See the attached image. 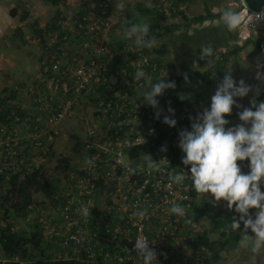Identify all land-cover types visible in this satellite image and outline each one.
<instances>
[{
  "label": "built area",
  "instance_id": "obj_1",
  "mask_svg": "<svg viewBox=\"0 0 264 264\" xmlns=\"http://www.w3.org/2000/svg\"><path fill=\"white\" fill-rule=\"evenodd\" d=\"M139 1L168 24L184 21L186 25L193 18L188 10L193 0ZM240 10L244 22L239 38L243 43L264 31V8L253 11L242 4ZM125 20L123 10L112 0H94L69 20L58 19L54 28L40 37L43 56L39 75L25 93L19 89L32 99L33 106H17L6 122H0V191L12 177L21 181L43 167L60 135L61 121L72 114L82 96L95 95L106 120V133L99 135L96 126L89 129L84 141L85 163L75 175L74 190L61 205L59 221L54 226L47 223L42 209L39 222L53 229L49 231L75 255L84 251L91 264L100 258L143 264L134 247L137 236L148 239L158 264H204L209 249L194 247L190 235L196 226L190 213L198 193L190 180L182 184L168 180L169 172L184 170L190 176V165H183L173 154H160L154 159L160 170L155 171L128 158V151L153 135L151 129L155 128H137L142 110L133 108L131 97L119 86L133 77L135 69L156 75L160 69L144 54L145 49L137 50L132 40L124 37L121 24ZM206 20L191 25L199 27ZM116 32L120 36L116 49H122L126 59L116 57L111 45ZM125 60L130 67H125ZM173 203L184 207V217L169 213ZM141 209L147 212L138 219L132 213Z\"/></svg>",
  "mask_w": 264,
  "mask_h": 264
},
{
  "label": "rangeland",
  "instance_id": "obj_2",
  "mask_svg": "<svg viewBox=\"0 0 264 264\" xmlns=\"http://www.w3.org/2000/svg\"><path fill=\"white\" fill-rule=\"evenodd\" d=\"M1 1L3 2L6 0H0V2ZM11 1L13 3L10 8H16L19 16L18 21H15V25L17 26L14 28L13 32L8 31L6 34H4L5 38L0 37V63H2L0 68L4 69L5 67H10L13 64L16 65L15 67L17 68L23 63V61H25L24 56L31 49V58L33 60L30 59L29 62L32 63L33 66L36 65L38 70L33 77H31V74L29 77H26L25 73H22L21 70H18L17 72H12L11 69L1 70L0 92L4 88H9L15 91L17 90L18 94L24 96V94L19 93V89H22V92L25 93V88H27V85L32 83L39 75V63H41V61L40 59L38 61V57L41 56V54L43 56V39L41 40V38H38L37 40L33 39V36H30L28 39H26V42H23L24 35L27 32L30 34L29 27H24L23 25L26 32L16 29L18 24L23 21V17H25V14L27 13V1L29 0ZM43 1L44 0H35V4H38L36 6L40 7V4L42 5ZM62 2L63 0L59 1L58 4H61ZM112 2L115 7H117L118 4L123 3L124 7L119 8V10H123V13L126 16V21L129 23H148L149 25L159 24V27L162 29L161 37L154 38L153 47L151 49H145L144 52V54L150 60L156 62L158 61L157 63L160 69V73L157 75L144 70L148 78L152 79L153 81L158 77H165L166 80H171L173 74H187L196 68L204 70L209 67L219 65L220 68L214 72L212 81L209 84L211 93L210 97L202 103L204 107H208L210 105L211 96L215 93L218 83L223 79L226 73H230L237 82L243 79L247 84L252 85V91L247 96L236 98L240 105L243 107H250L251 100L254 99L256 102L264 100V79H257V73L264 72V54L261 48H257L255 45L256 41L263 39V30H260L258 34L255 35L254 39L241 43L239 38V29L228 31L220 19V16L210 18L205 22H200L199 27L191 25V23L184 25L185 22L179 21V19L177 20L179 22L168 24L162 21L150 9H147L144 6L143 1L112 0ZM138 2H141V8H138ZM86 5L87 2L82 1V5L78 10L68 13V11L62 10L61 8H58L55 11L56 6L49 4V8L54 9V11H46L44 14L48 21H50L49 24H51L49 28H45L44 31L53 29L60 18H66V20H69L79 11L83 10ZM241 5L242 4L240 0H193L189 5L188 10L192 17H195L199 14H202L204 11L207 12L208 9L213 13H215V10H218L220 11L219 13H221L222 9L226 7H232L234 9L240 10ZM62 8L66 9L65 6H62ZM58 13L63 14L59 15L60 17L55 19ZM34 21L35 19L32 21V23ZM20 25H22V23ZM10 33L12 34L10 35ZM30 39L31 41H29ZM27 41L29 42L27 43ZM202 45H211L213 47V57L203 60L200 59V54L202 51L200 48ZM237 45L242 46V48L236 53L229 54L228 58L225 60V54L228 51H232L234 46ZM113 50L117 52L116 57L119 59H126L127 54L124 53L122 49L118 50L115 48ZM208 59H213V63L211 65H208ZM194 62L198 65V67H193ZM124 65L125 67H130L129 64L126 63V60ZM133 77H130L129 80H126L123 86H119V90L131 97L133 101V108L135 110H139L140 112L143 110V108H147L145 106L147 103L142 97L143 92L146 90V84H140L137 80H134ZM21 82H24V86L20 85ZM96 98L97 97L95 95L82 96L79 103L74 108L72 114L63 119L59 124L60 135L56 138L52 151L49 152L44 163L42 164V168H44L46 176L57 177V179H59V181L56 183V186L54 187L55 196L53 198H48L43 193H36V211H32L26 217L16 216V218H14L16 228L22 229L31 227L30 225H32L37 219L36 215L39 209H43L45 211L47 223H52V226H54L57 221H59L61 205L63 204L66 195H70L74 190L75 175L82 167L83 163H85L86 156L83 143L87 139L89 129L96 126L99 129V135H104L106 133V120L99 111V104L96 102ZM157 99L159 101L161 100L159 96ZM12 103H14L16 107L25 105L28 108H32L33 106V104L29 102L28 95L25 100L23 98L21 100L17 99ZM169 106L175 109V117L187 116L188 114L187 109L178 110L169 101L162 100V110L160 117L163 118L165 115H172L167 111ZM241 110L242 108L233 106V110L230 113L233 114V116L228 119L230 123L226 127L243 123L239 120L237 115V113ZM196 116L197 114L194 116L193 122ZM151 120L152 119L143 120L142 118V120H139V124L146 125ZM15 128L19 130V125H15ZM153 132H155V129L152 128L151 133ZM80 141L81 144L79 145L78 142ZM163 145H166L167 150H160L159 155L168 154L172 156V154H174V149L172 148L173 146L179 149L178 151L180 159L184 155L182 150L179 148V137L176 138L170 135L164 140ZM61 156L69 158L71 164L69 169L63 170L59 168L58 159ZM237 163L241 166V170L243 172L249 171V161L247 159L244 161L238 160ZM262 190H264V183H262ZM209 200L213 201L217 205L218 210L224 207L228 208L227 202L223 199L218 202L214 201L211 193H198L195 195V202L200 205ZM3 223L4 222L1 224ZM43 228L44 238L54 242L50 244L48 252H50L54 258L67 257L70 251L73 249L68 248L64 244L60 243V241L55 240L53 234L49 231V229H53L49 228V226ZM228 229V226L224 228H215L214 220L203 218L199 226L191 229L193 232H190V235L193 237L194 234L192 233H196L197 231H206L208 237L211 240H224V238L226 239L228 237L222 236V232L228 231ZM248 233L250 232H247V234ZM228 243L229 244L225 250L223 249L220 253V260H213L214 262H212V264H253V261L249 259V252L240 245V242L235 244L232 240H230ZM237 248H239V251H237ZM77 253L81 254L78 251ZM213 254V251L209 250V252H207V257H212ZM78 257H82V255H79ZM3 258L4 251L0 243V261ZM255 264H264V251L258 255Z\"/></svg>",
  "mask_w": 264,
  "mask_h": 264
},
{
  "label": "clouds",
  "instance_id": "obj_3",
  "mask_svg": "<svg viewBox=\"0 0 264 264\" xmlns=\"http://www.w3.org/2000/svg\"><path fill=\"white\" fill-rule=\"evenodd\" d=\"M117 7L123 8L124 5L120 3ZM220 19L228 31L238 30L244 22L241 10L232 7L224 8ZM121 31L125 38L132 40L137 50L153 47L148 23L132 24L125 20L121 24ZM200 49V59L213 57L214 49L211 45H202ZM212 63L213 59H208V65ZM193 67L198 65L194 62ZM133 79L145 81L146 90L142 97L154 108L158 107L157 97L164 90L176 87L175 81L166 80L165 77L153 81L146 76L143 68L135 71ZM257 79H264V72H258ZM251 91L252 85L243 79L237 82L230 73L224 75L211 96L210 105L197 114L191 130L179 132V148L184 153L181 159L183 165H190V176L184 170L169 172L168 180L176 184L190 180L191 187L197 193H211L214 201H226L228 209L238 214L231 219V229L241 231L240 245L249 252V259L255 264L258 255L264 251V100L256 102L253 99L250 107H243L236 99L247 96ZM179 99L183 101L187 97L180 95ZM233 106L242 108L237 115L243 123L226 127L230 123L226 114L232 112ZM167 111L172 115H165L163 123L175 127V109L169 106ZM160 115L158 110L156 118L159 119ZM160 150L166 151V145H161ZM246 159L249 161V171L243 172L237 161ZM141 166L160 170L159 162L149 154H145ZM250 209H256L254 218ZM168 211L178 217L185 216L181 204L173 203ZM146 212V209H141L132 214L143 219ZM249 229L254 236L247 235ZM149 244L147 238L137 236L134 247L143 264H158L157 253Z\"/></svg>",
  "mask_w": 264,
  "mask_h": 264
},
{
  "label": "trees",
  "instance_id": "obj_4",
  "mask_svg": "<svg viewBox=\"0 0 264 264\" xmlns=\"http://www.w3.org/2000/svg\"><path fill=\"white\" fill-rule=\"evenodd\" d=\"M46 3L52 5H58L60 0H44ZM224 9H222L223 11ZM221 11V12H222ZM10 13L15 15L18 13L16 8H12ZM28 14V12L26 13ZM221 13L215 14L211 10H207L206 14H199L190 19V23L196 21H204L206 19L220 16ZM59 18V17H57ZM49 27H47L48 29ZM36 33L39 37L44 36L43 28H36ZM162 29L159 24L150 25L149 36L154 38L161 37ZM261 41H256L255 45L257 48H261ZM242 46H234L232 51H228L225 55V60L229 54L238 52ZM158 59V57H157ZM158 62V61H157ZM220 68L219 65L209 67L207 69H194L187 74H173L171 80L175 81L176 87L164 90L159 96L161 99L157 108L148 106L143 108L141 113V120L152 119L148 124L137 126L138 129L143 130L149 129L150 127L155 128L153 135L147 136L145 140L136 147L131 148L128 151V158L134 159L137 162H143L145 154H149L153 159H156L160 153L161 145L164 140L172 135L176 138L179 137V132L184 129L191 130V124L193 118L199 112L205 108L202 103L210 97L209 84L212 81L213 74ZM185 75L187 78H185ZM108 92L107 95H110ZM185 95L187 99L180 100L179 96ZM17 93L13 89L4 88L0 92V122H6L12 111H15L16 106L14 105L17 100ZM98 98H96L97 102ZM162 100L169 101L178 110L187 109V116L174 117L177 120L175 127L169 126L163 123V118H156V112L162 110ZM233 114H226V118L229 119ZM81 144V141L78 142ZM84 144V143H83ZM174 149L175 158H179V149ZM85 151V150H84ZM86 156V152H85ZM59 168L65 170L71 167L68 157L61 156L58 159ZM59 181L57 177L46 176L44 168H36L30 175L23 180H18L16 176L5 183L3 189L0 191V243L3 247L4 258L0 261V264H91L86 257V253L82 252V257H61L54 258L48 248L53 241H49L44 238V228L38 220L37 212L36 220L31 227L18 229L15 226L14 218L26 217L32 211H36V193H43L48 198L55 196L54 187ZM254 210L250 209L249 211ZM237 213L234 210H229L224 207L218 210L217 205L209 200L204 204L200 205L197 202H193V211L190 213V217L193 218L196 226H199L203 218L214 220L215 228H224L228 226V231H223L222 236L228 238L211 240L208 237L206 231H197L192 233L193 235V246L194 247H207L210 251H213L212 257L206 255L204 260L205 264H212V262L219 261L221 251L227 247L228 242L232 240L237 244L241 237V231H233L231 229V219ZM12 219V220H11ZM4 222L3 224H1ZM195 226V227H196ZM241 229L243 224L241 223ZM193 232V231H190ZM227 232V233H226ZM55 240H60L56 235H53ZM54 243V242H53ZM86 258V259H85ZM109 264H118L114 258H110ZM105 260L100 258L96 260L94 264H105ZM93 264V263H92ZM122 264V263H121ZM126 264H130L126 263Z\"/></svg>",
  "mask_w": 264,
  "mask_h": 264
},
{
  "label": "crops",
  "instance_id": "obj_5",
  "mask_svg": "<svg viewBox=\"0 0 264 264\" xmlns=\"http://www.w3.org/2000/svg\"><path fill=\"white\" fill-rule=\"evenodd\" d=\"M82 1L87 2V5L84 7V9L86 7H88L93 2V0H63V2L61 4L55 5L56 6L55 11L58 8H61L62 10L68 11V13L71 11L74 12V10L75 11L78 10L79 7L82 5ZM12 3L13 2L11 0H6V1L0 2V37H4V34H6L8 31L13 32L14 28H16V26H17V25H15L16 24L15 21H18L19 15H18V13L15 15H12L10 13V11L12 9L10 7H11ZM27 3H28L27 4V12L29 14H27V15L25 14V17H23V21L18 24V27L16 29V30H21V31L23 30L22 32H26L24 30V27H29L30 34L27 32L24 35L23 42H26V39H28L30 36H33V39L38 40V38H40V37L36 33L35 29L36 28L45 29V28L49 27L51 25V24H49L50 21H48L47 17L44 14L46 13V11H54V9L49 8V3L45 4L44 1H43L42 5L40 4V7L36 6L38 4H35V0L34 1L29 0V1H27ZM140 4H141V2L140 3L138 2V8H141ZM50 5H52V4H50ZM62 6H65L66 9H63ZM142 11H143V9H142ZM63 13H58L56 15L55 19H57V17H60L59 15H62ZM34 19H35V21L32 23V21ZM21 23H22V25H20ZM23 25H24V27H23ZM11 34L12 33H10V35ZM119 40H120V36L116 32L112 38V41H111V45L114 49L117 48V43H118L117 41H119ZM29 41H31V39ZM29 41H27V43ZM31 57H32V53H31V49H30V51H28L26 53V55L24 56L25 61H23V63L20 64L17 68L15 67L16 65L13 64L10 67H5L4 69L0 68V71L5 70V69H11L12 72H14V71L17 72L18 70H21L22 73H25L26 77H29L30 74L32 75L31 77H33L35 75V73H37L38 69H37L36 65L33 66V64L29 62L30 59H32ZM39 57H38V61H39V59L41 61L42 60V54ZM39 65H40V63H39ZM39 65H38V67H39ZM0 66H2V63H0ZM33 83H34V81L32 83L28 84L27 87L32 85ZM20 85L24 86V82H21ZM16 93L18 95L17 99L21 100L23 98L25 100L27 98V95L21 96L20 94H18L17 90H16ZM29 102H31L33 104V101L30 97H29ZM255 211H256V209L250 211V214L253 215V218L255 216ZM248 232H250L247 234L249 236L255 235L251 231V229H249ZM241 237H242V234H241ZM57 241H60V240H57ZM239 242H240V240H239ZM60 243H61V241H60ZM74 256H75V253H74V250H72V251H70V253L67 257H74ZM116 261L119 262L118 260H116ZM108 262H109V260H107L105 262V264H109ZM118 264H121V263L119 262ZM130 264H138V262H131Z\"/></svg>",
  "mask_w": 264,
  "mask_h": 264
},
{
  "label": "water",
  "instance_id": "obj_6",
  "mask_svg": "<svg viewBox=\"0 0 264 264\" xmlns=\"http://www.w3.org/2000/svg\"><path fill=\"white\" fill-rule=\"evenodd\" d=\"M240 1L249 10L260 11L261 9L264 8V0H240ZM263 24H264V16H263ZM261 50L264 54V37L261 41Z\"/></svg>",
  "mask_w": 264,
  "mask_h": 264
}]
</instances>
